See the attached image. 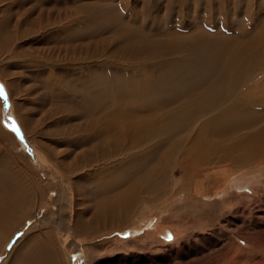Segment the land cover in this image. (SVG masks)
I'll list each match as a JSON object with an SVG mask.
<instances>
[{
  "label": "bare ground",
  "instance_id": "obj_1",
  "mask_svg": "<svg viewBox=\"0 0 264 264\" xmlns=\"http://www.w3.org/2000/svg\"><path fill=\"white\" fill-rule=\"evenodd\" d=\"M86 12L82 26L71 31L62 29L48 37L62 43L59 53L73 54L80 61L73 65L66 62L64 69L52 67L60 73L45 70L41 77L49 92L48 102L54 107L50 111L56 118L51 133L54 143L63 141L67 145L66 157L74 156L72 162L78 163L75 168L98 165L92 175L86 171L88 183L94 188L97 217L134 218V210L145 204L142 195L162 199L171 191L169 173L185 170L189 163L195 166L230 158L244 164L256 156L264 157V112L256 108L257 98L264 92L252 84L248 87L264 74V26L240 44L224 34L226 27L217 31L218 24L207 21V15L202 28L185 32L182 24L161 17L157 20L156 14L146 29L138 24L150 15L130 20L106 4H94ZM102 31L108 32L112 47L99 61L101 55L95 47L104 40ZM118 61L133 64L121 67ZM45 99L41 97L43 102ZM136 155L151 156L152 167L148 169L142 159L141 170L135 168ZM38 190L19 181V175L9 169L0 153V264H58L41 239L47 234L22 239L29 226L24 227L19 218L28 210L30 199L40 197ZM68 192L65 186L61 193L52 192L47 204L64 200V208H69L73 198ZM64 208L61 206L60 212ZM68 219L67 214L60 217L65 230L70 227ZM60 234V242L70 239L69 234ZM16 235L15 245L7 252L6 246ZM73 239L74 243H69L72 251L84 254L79 241ZM253 245L260 248L257 243ZM70 256L64 254L66 264H70Z\"/></svg>",
  "mask_w": 264,
  "mask_h": 264
},
{
  "label": "rangeland",
  "instance_id": "obj_2",
  "mask_svg": "<svg viewBox=\"0 0 264 264\" xmlns=\"http://www.w3.org/2000/svg\"><path fill=\"white\" fill-rule=\"evenodd\" d=\"M180 1L0 0V85L7 97L5 106L4 96H0V153L4 154L9 169L19 175V181L39 189L40 197L30 199L31 207H27L28 210H24L19 218L24 227L29 226L22 239L32 234H47L41 239L58 264H66L64 254H71L70 264H264V157L256 156L244 164L230 158L217 163L202 164L198 161V166L189 163L190 166L187 164L185 170L176 174L177 169H174L173 174L169 173L172 192L160 200L143 194L145 204L134 210V218L109 220L96 216L94 188L88 183L86 174V171L94 173L98 165L90 163L80 169L75 168L78 163L72 162L74 156L66 157L67 145L63 141L54 143L56 139L51 137L53 128H56L53 124L56 118L50 114L54 107L48 102L49 92L44 86L42 72H54L56 67L64 69L68 63H78L80 58L71 53H59L62 43L57 44L48 37L62 29L71 31L78 25L82 26L87 20L89 6L110 5L130 20L135 16L141 20L150 15L144 23L138 24L146 29L154 20L152 15L156 14L157 20L161 17L163 21L182 24L185 32L202 28L207 15V21L218 24L217 31L226 27L224 34L240 41V44L251 39L256 29L264 26V0H225V3L224 0ZM216 10L225 12L215 13ZM102 36L105 43L102 41L95 47L96 53L101 55L99 61L105 59L112 47L108 32L102 31ZM132 64L118 61L121 67ZM251 84L256 90L261 87L264 92V74L258 75L248 87ZM42 96L46 98L45 102L41 100ZM263 107L264 95L257 98L256 104L262 112ZM12 121H15L19 135L11 129ZM69 150L73 149L69 147ZM136 157L135 168L141 170L142 159L148 169L152 167L151 156ZM184 181L188 184H182ZM63 186L71 192V206L65 209L64 200L48 205V196L51 197L52 192L61 193ZM40 206L42 209L39 211L37 208ZM61 206L64 210L60 212ZM66 214L70 227L65 230L60 217ZM44 221L47 224L41 223ZM56 225L62 227L56 228ZM57 230H61L59 234H69L70 239L60 242ZM18 236H14L13 242L6 246L7 252L11 251ZM73 238L79 241L84 254L72 251L69 243L74 241Z\"/></svg>",
  "mask_w": 264,
  "mask_h": 264
},
{
  "label": "snow or ice",
  "instance_id": "obj_3",
  "mask_svg": "<svg viewBox=\"0 0 264 264\" xmlns=\"http://www.w3.org/2000/svg\"><path fill=\"white\" fill-rule=\"evenodd\" d=\"M0 96H4L5 106H7V97H6V95H4V91H3V86L2 85H0ZM10 127H11V129L14 132H17V134L19 135V129L17 128L15 121H12V124L10 125ZM168 238L171 239L170 236Z\"/></svg>",
  "mask_w": 264,
  "mask_h": 264
}]
</instances>
